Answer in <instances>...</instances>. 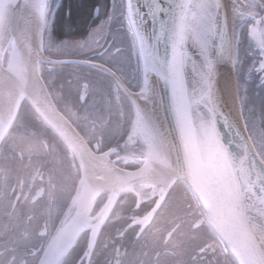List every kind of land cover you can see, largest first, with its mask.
Wrapping results in <instances>:
<instances>
[{
  "label": "flooded vegetation",
  "instance_id": "flooded-vegetation-1",
  "mask_svg": "<svg viewBox=\"0 0 264 264\" xmlns=\"http://www.w3.org/2000/svg\"><path fill=\"white\" fill-rule=\"evenodd\" d=\"M257 9L259 18L247 23L238 45L242 54L237 88L248 133L262 143L264 13L261 7ZM94 27L99 31L90 36L89 48L75 58L52 57L45 49L55 60L48 62L43 76L56 108L66 118L65 107L77 99L87 104L72 112L92 117L90 123L77 118L75 125L89 148L107 154L111 169L136 170L144 164L147 150L138 135L131 140L134 112L129 91H138L140 82L133 85L134 76L124 78L118 73L122 65L118 52L124 55L125 46L123 35L117 32L123 26L110 14ZM25 103V111L21 113V107L0 146V264H39L55 234L78 215L73 201L82 180L81 167L58 135ZM116 109L121 116L128 113L132 123L120 138L113 139L114 128L109 125L115 124ZM86 123L95 130L89 131ZM113 189H102L90 211L78 215L84 225L97 228L95 243L90 244L94 230L83 229L57 264H238L209 226L197 199L180 181L168 189L150 182L128 186L102 223Z\"/></svg>",
  "mask_w": 264,
  "mask_h": 264
},
{
  "label": "water",
  "instance_id": "water-1",
  "mask_svg": "<svg viewBox=\"0 0 264 264\" xmlns=\"http://www.w3.org/2000/svg\"><path fill=\"white\" fill-rule=\"evenodd\" d=\"M15 1L0 0V46ZM26 1L22 0L20 14L25 13ZM223 3L224 0H125V9L127 18L130 15L133 23L130 30L139 51L143 87L146 78L156 74L162 90L160 111L168 122V134L175 140L176 175L169 186L180 180L189 189L209 226L238 264H264L263 250L249 224L253 222L264 229V161L246 126L245 136L237 131L222 108L216 89L217 67L234 55ZM95 15L98 16L97 9ZM28 20L29 16L24 18V21ZM24 27L22 35L29 41L30 31ZM248 35H252V29ZM66 61L85 63L80 60L58 62ZM26 87L23 77L13 109V122L27 99L40 119L74 155L82 170V180L89 160L98 169L106 171L112 184L118 187L105 207L103 223L118 194L134 181L144 182V177L155 170L156 164L149 160L147 152L144 164L136 170L111 169L107 154L94 152L84 139L80 141L72 135L70 129L74 126L56 108L50 93L43 102L34 105L25 97ZM73 202L79 212V192ZM78 215L75 214L55 234L39 264H57L83 229L94 230L90 244L95 243L97 228L84 225Z\"/></svg>",
  "mask_w": 264,
  "mask_h": 264
},
{
  "label": "bare ground",
  "instance_id": "bare-ground-1",
  "mask_svg": "<svg viewBox=\"0 0 264 264\" xmlns=\"http://www.w3.org/2000/svg\"><path fill=\"white\" fill-rule=\"evenodd\" d=\"M49 0H27L24 14L21 13L22 0H16L12 6L2 36L0 48V144L8 133L13 123L14 107L19 96L22 78H26L27 87L25 97L37 105L49 97L40 73V64L48 60L41 47V37L46 22ZM263 2L264 0H259ZM230 33L233 39L234 15L230 0H224ZM29 16L28 21H24ZM131 16L128 22L133 27ZM25 24V27H24ZM28 29L29 41L22 32V28ZM235 54V49H234ZM235 58L228 59L217 67V91L220 104L229 115L232 123L243 136L246 135L238 90V76L235 67ZM41 74V73H40ZM140 82V81H139ZM160 81L156 74L146 78L145 85L140 93L129 92L134 104L135 118L132 128L139 130L138 135L144 139L148 146L149 160L156 164V168L150 175L144 177L145 183L160 184L163 189L169 186L176 175L177 155L175 140L168 134V122L164 119L160 108L162 105V92ZM72 135L82 141V136L75 129H70ZM86 174L82 180V200L80 209L86 214L94 197L112 184L110 175L98 169L92 162H86ZM136 182V181H134ZM142 183L138 181L136 183ZM252 235L260 245L264 253V229L250 222Z\"/></svg>",
  "mask_w": 264,
  "mask_h": 264
},
{
  "label": "rangeland",
  "instance_id": "rangeland-1",
  "mask_svg": "<svg viewBox=\"0 0 264 264\" xmlns=\"http://www.w3.org/2000/svg\"><path fill=\"white\" fill-rule=\"evenodd\" d=\"M112 1V15L114 16V19L116 21L117 25L123 26L122 28L118 29L117 34L118 35H123V45L125 46L124 49V55L121 56V51L118 52V62H120L117 68H118V73H120L122 75V77L124 76H134L133 79V85L139 84V81H141L143 73L142 71V67H141V61L140 60V56H139V51H137V43H136V39L134 37V34L132 32L131 27L128 23V19L126 16V12H125V16H124V0H111ZM231 4H232V10H233V15H234V24L233 28V46L235 49V54H234V58H235V67L238 70V65H239V61L241 59V54L242 51H239V46L241 43V39H243L244 36V32H245V26H247V23L252 22L253 20L258 17L257 16V12H259V9H257L258 7H264L263 2H260L259 0H230ZM52 16L50 15V18L48 19V26H47V18H46V24H45V29L43 31L42 37H41V47L42 49H44V55H46L45 49L48 50L49 53H51L50 55L52 57L54 56H70V57H76L77 54L79 52L85 51L89 48V40H90V36L91 35H95V33H97L99 31V27H94L92 28L91 31H89V35L85 38V40H63V41H57L54 39L52 31H51V20H52ZM47 17V15H46ZM259 18V17H258ZM66 48H70V49H66ZM251 49L248 48L247 52H250ZM241 53V54H240ZM48 58V61H44V62H52L55 60V58H52L51 56L46 55ZM121 57V58H120ZM242 70V69H240ZM246 71H248V69H246ZM40 73H42V68L40 66ZM241 74V72H240ZM125 78V77H124ZM115 94L118 96L119 91L115 92ZM120 95V94H119ZM240 94H239V98L240 99ZM22 110L21 113H23L25 111L26 108V103L23 102L21 104ZM20 107V109H21ZM121 108V106H120ZM118 110H121L118 108ZM116 109V112L114 113V125H109L110 127L114 128V133H113V139L115 138H120L121 135H123L125 133V131L129 130L130 124L132 123V120L129 119V116L126 114L125 112V116H121L120 115V111H118ZM20 111V110H19ZM122 111V110H121ZM127 111V108L126 110ZM132 111L134 112L135 115V111H134V107L132 108ZM131 113V112H130ZM19 114V112H18ZM120 115V119L117 120L116 116ZM18 116V115H17ZM31 118V117H30ZM76 122H77V118H76ZM89 126V124H88ZM89 131L94 129L93 127L89 126ZM74 128V127H73ZM110 128V129H112ZM127 128V129H126ZM95 130V129H94ZM110 131V130H109ZM139 130L132 128V132L131 135L133 136L131 138V140L135 139V135H138ZM139 137V136H138ZM146 143V142H145ZM146 146V145H145ZM148 152V147H147V151ZM180 181V180H178ZM181 182V181H180ZM182 183V182H181ZM183 184V183H182ZM107 187H112V186H107ZM82 189L80 188L79 185V195H80V201L82 200ZM81 209H79L78 214H85L84 212L81 213Z\"/></svg>",
  "mask_w": 264,
  "mask_h": 264
},
{
  "label": "trees",
  "instance_id": "trees-1",
  "mask_svg": "<svg viewBox=\"0 0 264 264\" xmlns=\"http://www.w3.org/2000/svg\"><path fill=\"white\" fill-rule=\"evenodd\" d=\"M113 3L111 0H50L48 4V10L46 12L47 26L50 15H53L51 20V31H52L51 34H53L55 40L63 41V40L84 39L89 34L90 28L97 25L99 23V20L107 18L112 13ZM124 4H125V0H124ZM261 8H262V13H264V7ZM96 9L98 10V16L95 15ZM125 11L126 9L124 7V16H125ZM40 65L42 68L41 76L47 87L48 81L45 78V76H43L44 75L43 70L46 72L48 67L47 66L48 62L47 63L41 62ZM140 87L141 84H139L137 90H139ZM47 89L50 92L48 87ZM65 97L66 99H69V97L67 96ZM25 101L27 102V100ZM86 105H87L86 103L81 102L79 99H77L74 102V105L64 108L65 113L68 116L67 118L70 120L74 128H76L75 125H77L76 118H78L80 121L83 122L88 121L90 123V119L92 117L83 116L79 114V112H76L78 116H75V114L72 112L74 110H83L86 107ZM30 107L37 114V112L31 105ZM248 129L249 128L247 127V130ZM249 135L251 136L250 132ZM138 136L140 137L139 139L142 141L143 149L147 150V146H145V142L141 139L140 135ZM253 137L255 140L252 137L251 139L253 140L252 142L254 143V146L257 149L256 151H258V153L260 154V156L264 161V140L262 143H259L257 141V137L255 135H253Z\"/></svg>",
  "mask_w": 264,
  "mask_h": 264
}]
</instances>
